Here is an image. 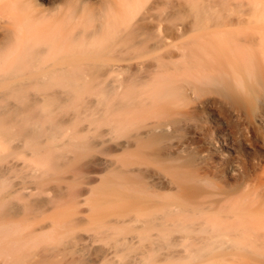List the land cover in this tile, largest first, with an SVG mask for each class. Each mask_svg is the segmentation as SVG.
Masks as SVG:
<instances>
[{
	"label": "bare ground",
	"instance_id": "6f19581e",
	"mask_svg": "<svg viewBox=\"0 0 264 264\" xmlns=\"http://www.w3.org/2000/svg\"><path fill=\"white\" fill-rule=\"evenodd\" d=\"M167 3L0 0V136L3 144L16 142L0 148V161L8 160L0 168V216L17 211L10 203L13 194L24 210L53 205L56 195L38 197L52 191L54 172L97 165L101 156L116 150L106 136L110 141L114 135L125 138L117 144L123 149L121 168L154 163L167 137L168 124L161 118L178 100V82L181 98L188 101L195 99L188 92L198 98L213 89L231 98L250 94L244 76H255L264 61V34L255 36L257 44L249 40L253 35L205 30L182 47L173 43L184 33L178 13L172 14V27L165 25ZM193 16L204 17L198 9ZM206 16L210 23L221 21L214 13ZM243 38L247 44L239 46ZM173 54L183 61H172ZM87 79L97 81L105 103L117 97L114 124H58L52 114L69 109L87 88ZM38 114L48 124L35 119ZM151 118L155 121L149 122ZM99 126L107 129L94 133ZM174 149L175 188L142 186L136 178L144 173L130 169L128 175L121 171L101 182L91 205L92 223L97 227L103 216L128 214L130 237L116 238L122 231L113 225L118 220L92 237L111 238L129 250L125 264H231L238 258L264 263V167L251 170L240 189L203 192L186 185L187 176L180 172L185 161L178 156L180 148ZM9 173L18 174L21 192L7 183ZM65 218L60 213L36 241H53ZM19 231L14 224L0 225L1 254L15 253L10 264H25ZM10 236L13 241L4 248L1 244Z\"/></svg>",
	"mask_w": 264,
	"mask_h": 264
},
{
	"label": "rangeland",
	"instance_id": "374dc122",
	"mask_svg": "<svg viewBox=\"0 0 264 264\" xmlns=\"http://www.w3.org/2000/svg\"><path fill=\"white\" fill-rule=\"evenodd\" d=\"M167 1L165 15L168 19L165 25L173 26L175 20L171 17L177 12L178 22L184 33L181 38L173 40V43L181 44L182 47L193 42L196 35L205 30L234 31L253 35L249 38L252 42L258 33L264 34V0H177L180 5L176 0ZM195 9L202 11L203 20L195 19L193 16ZM211 13L218 16L221 21L208 22L206 15ZM246 40L248 38H243L239 46H245ZM258 42L259 38L253 43ZM173 57L175 58L172 61L176 63L183 61L176 54H173ZM248 77L244 76V81L251 89L248 96L233 94L231 98L224 92L213 89L197 98L188 92L187 96L195 98L194 101L181 98L182 84L178 82L177 87L180 88L176 96L178 100H175L174 105H170L169 114L161 118L168 124L167 137L159 146L161 152L158 157L154 156L157 160L148 166L128 165L121 168L118 160L123 155V149L117 144L124 142L125 138H115L114 135V139L110 141V137L106 136L103 139L115 146L116 150L111 155L101 156L97 165L88 167L75 165L66 171L57 169L58 172H54L55 179L49 184L52 191L48 192V195L38 197L42 199L56 195L53 205L42 204L37 208L24 210L21 208L22 202L14 198L17 194H13L10 203L17 211L11 210L7 216H0V225L14 224L20 230L24 245L21 258L24 263L125 264L129 260V250L116 246L111 238L101 235L93 238L92 235L98 234L104 227L111 226L112 221L118 220L119 222L113 225L122 231L116 238H129V215L103 216L98 228L95 227L91 221V205L96 196L94 192L101 182L116 178V173L122 171L128 175L125 172L128 169L135 170V173L137 170L144 173L143 176L136 178L142 186L143 184L157 186L162 183L167 188H175L176 186L171 183L174 164L171 159L177 156L174 149L176 146L181 151L178 154L180 161H185L180 167V172L187 176V186L203 192L217 188L226 189L225 191L242 188L243 180L246 181V177L248 178L254 169L261 170L264 167V61L260 63L256 75ZM106 83L113 85L112 80ZM86 84L87 88L74 100L69 109L52 114L51 117L58 124H114L117 97L110 96L105 103L97 81L90 82L87 79ZM204 99L210 100V103L202 106L200 102ZM23 115L27 116L25 113ZM43 115L38 114L41 117L35 119L42 122L41 124H48L47 117L43 120ZM148 121L155 119L151 118ZM106 129V126H99L93 131L100 133ZM89 138L91 142L94 141L93 134H90ZM3 142L0 136V148L14 146L16 143ZM7 162L8 160L0 161V168L3 169ZM79 165L83 166V161H80ZM253 165L257 167L254 168ZM7 177L9 178L7 183L14 185L12 189L21 192L17 185L20 182L18 174L9 173ZM33 198L35 197H31L30 200ZM60 213H64L66 218L63 219L64 222H60L63 223V228L60 230L56 228L54 240L36 241L44 232L51 230L52 221L57 219ZM12 237H8L1 245L4 248L10 246ZM24 243L28 245L25 246ZM14 255L15 253L2 255L0 250V264H10ZM12 259L13 262L14 258ZM234 261L231 264H264L259 259L238 258Z\"/></svg>",
	"mask_w": 264,
	"mask_h": 264
}]
</instances>
